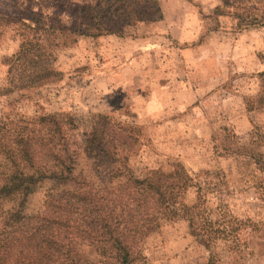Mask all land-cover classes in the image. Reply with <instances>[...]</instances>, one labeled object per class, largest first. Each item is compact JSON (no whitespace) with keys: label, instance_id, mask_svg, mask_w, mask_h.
<instances>
[{"label":"rangeland","instance_id":"374dc122","mask_svg":"<svg viewBox=\"0 0 264 264\" xmlns=\"http://www.w3.org/2000/svg\"><path fill=\"white\" fill-rule=\"evenodd\" d=\"M81 1L87 0H0V14L14 20L0 17V90L4 60L20 43L16 18L58 25L74 17ZM157 1L162 18L128 28L122 37H42L53 46L60 78L0 95V149L14 127L36 122L47 130L49 113L76 120L70 147L102 125L119 160L113 167L148 181L155 170H178V209L200 197L206 213L223 210L233 222L230 240L196 237L184 218L140 188H127L131 197H122L127 192L117 189L125 179L111 178V169L80 152L75 173L114 188L121 206L114 230L139 255L138 264H264V109L258 108L264 29L239 28L232 16L216 15L220 0ZM8 168L0 163V185L8 182L5 173L16 171ZM48 186L32 193L8 189L0 210L35 213ZM80 255L92 260L95 252L83 246Z\"/></svg>","mask_w":264,"mask_h":264},{"label":"trees","instance_id":"16d2710c","mask_svg":"<svg viewBox=\"0 0 264 264\" xmlns=\"http://www.w3.org/2000/svg\"><path fill=\"white\" fill-rule=\"evenodd\" d=\"M214 13L232 16L239 28L264 29V0H220ZM1 16L9 19L8 15ZM161 18L157 0L81 1L76 4L74 17L59 21L58 25H49L36 17H18L15 21L20 25V43L4 60L6 81L0 95L6 97L60 78L54 66L53 46L42 39L46 35L55 33L93 39L107 35L122 37L128 28ZM258 74L264 77V70ZM258 108L264 109V91L258 99ZM45 117L47 130L41 129L36 122L14 127L8 143L0 149V163L16 170L14 174L5 173L8 182L0 185V198L3 192L16 186H23L25 193H32L49 185L35 213L19 215L16 211L0 210L3 228L0 264L139 263V255L115 233L114 225L121 216V206L114 188L95 185L75 173L80 152L111 169V178L125 179L118 186L119 193L127 192V188H140L145 195L159 199L173 214L184 218L190 233L196 237H204L207 242L230 240L233 222L225 211L212 217L205 212L200 197L187 207L177 208L174 186L183 177L180 171L155 170L153 181L141 179L125 166L122 169L113 167L119 160L115 159L113 147L107 144L109 134L102 125L91 126L76 139V147H70L68 137L78 129L74 117L55 112ZM122 197H131V193H123ZM83 246L95 252L92 260L80 255Z\"/></svg>","mask_w":264,"mask_h":264}]
</instances>
